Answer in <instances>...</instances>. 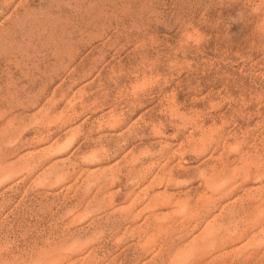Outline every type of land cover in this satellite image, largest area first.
Here are the masks:
<instances>
[{
  "label": "rangeland",
  "instance_id": "374dc122",
  "mask_svg": "<svg viewBox=\"0 0 264 264\" xmlns=\"http://www.w3.org/2000/svg\"><path fill=\"white\" fill-rule=\"evenodd\" d=\"M0 264H264V0H0Z\"/></svg>",
  "mask_w": 264,
  "mask_h": 264
}]
</instances>
